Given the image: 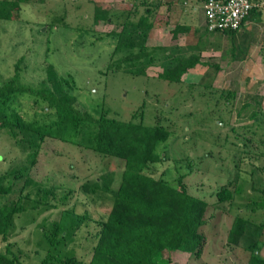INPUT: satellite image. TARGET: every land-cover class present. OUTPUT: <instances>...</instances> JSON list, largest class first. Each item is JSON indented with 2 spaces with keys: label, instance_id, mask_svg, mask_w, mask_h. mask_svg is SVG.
I'll list each match as a JSON object with an SVG mask.
<instances>
[{
  "label": "rangeland",
  "instance_id": "1",
  "mask_svg": "<svg viewBox=\"0 0 264 264\" xmlns=\"http://www.w3.org/2000/svg\"><path fill=\"white\" fill-rule=\"evenodd\" d=\"M10 2L19 19L0 21L2 81L15 74L17 61L23 57L25 83L42 80L44 67L52 64L62 76L74 78L73 93L80 107L95 118L105 111L108 116L123 121L154 125L157 116H162L164 126L173 129L172 137L165 144L169 160L152 166L147 173L175 182L178 174L193 172L184 179V185L190 194L210 203L216 202V192L222 186L237 178L234 162L238 160L239 163L243 158L236 200L221 206L215 204L207 212V224L202 229L207 243L202 257L196 259L183 252H165L163 257L171 259V264H249L250 253L231 248L228 236L238 214L264 222V0H260L261 21L248 22L240 31L236 58L231 52V38L225 37L221 44L218 42L220 50L201 53L202 60L210 63L208 66L191 69L183 76L182 84L174 85L157 79L160 69L149 71L150 79L134 77L124 71H108L115 40L105 34L114 26L105 22L94 25L95 9L109 8L113 24L118 25L125 19V10H130L127 0ZM203 3L205 0L188 3L190 11L183 21L190 25L191 33L177 40L185 46L181 53L188 59L194 58L195 51H199L195 48L197 37L193 33L196 30H200L199 34L205 33ZM202 85H210V88ZM229 92L233 93L230 101L227 100ZM255 98L262 106L257 120L250 118ZM247 103H252L253 108L243 110ZM24 158L5 131H0V175L11 165L22 163ZM123 171L122 161L48 139L32 177L56 188L57 198L51 200L58 208L17 216L11 239L13 250L17 254L22 251L21 259L25 264H40L48 252L44 245H39L41 241L43 244L40 229L44 224L63 219L61 213L65 211L71 216L66 222L76 220L80 224L65 250H75L79 259L89 262L100 231L97 222L109 215L112 200L109 194H103L101 199L94 198L86 194L82 186L117 189ZM23 183V180L18 182L3 203L17 201ZM98 192L101 196L104 193ZM65 194H69V198L63 200ZM80 217L89 220L80 222ZM5 246L0 241L1 250ZM260 255L264 258V244Z\"/></svg>",
  "mask_w": 264,
  "mask_h": 264
},
{
  "label": "trees",
  "instance_id": "2",
  "mask_svg": "<svg viewBox=\"0 0 264 264\" xmlns=\"http://www.w3.org/2000/svg\"><path fill=\"white\" fill-rule=\"evenodd\" d=\"M134 1L125 19L118 25L114 24V28L105 34L115 40L108 71H124L134 77L150 79L149 71L160 69L158 80L170 85L182 84L183 76L201 64L199 56L195 54L194 58L188 59L182 55L180 48L174 53L170 47L149 46L148 41L156 24L152 16L157 10H151L148 0ZM137 1L141 2L137 4ZM25 2L44 3L45 0ZM252 2L254 8L244 20L242 28L248 22H260L262 19L260 0ZM111 13L109 8L96 7L94 25L115 23ZM16 18L19 19V15L14 14L10 0H0V21L9 22ZM241 29L209 32L206 28L204 34H199L200 30H197L193 35L197 37L196 46L201 52L210 49V46L220 50L218 42L230 37L231 52L236 58ZM174 32L190 34L191 27L178 25ZM24 62L23 57L17 61L15 74L10 79H0V131H5L12 145L25 157L22 163L11 165L7 172L0 175V241L6 244L4 250L0 248V264H25L21 259L22 251L17 254L11 242L17 216L29 212H50L58 208V204L51 200L57 198L56 188L32 177L48 139L122 161L124 171L117 189L97 188L88 184L82 186V190L94 198L101 199L104 198L103 194H109L112 200L109 215L97 222L100 231L91 260L85 262L77 257L75 250H65L66 243L75 235L80 224L76 220L66 222L71 216L63 211V219L50 225L44 224L40 229L43 244L41 241L39 245H44L48 250L40 264H171V259L163 257L165 252H183L200 259L207 243L202 232L207 224V212L215 204L221 206L236 200L243 158L239 163L238 160L234 162L237 178L216 192V202L210 203L196 197L184 185V179L193 172L178 174L175 182L147 173L152 166L169 160L165 144L172 137L173 129L164 126L166 123L162 116H157L154 125L123 121L108 116L105 111L95 118L80 107L79 99L73 93L76 83L72 76H62L54 65L48 63L44 67L45 77L37 83L28 84L22 78ZM215 68L220 71L219 66ZM198 86L201 88L200 84ZM202 87L210 88V85ZM231 96L232 92L227 93V100L230 101ZM253 105L255 107L250 118L257 120L262 114L258 98L253 100ZM253 105L247 103L242 109L253 108ZM21 180L24 183L17 201L3 203ZM98 191L104 192L102 196ZM68 195L65 194L63 200L68 199ZM78 220L86 223L89 218L80 217ZM263 244L264 222L259 223L238 214L229 231L228 245L249 252V264H264V258L260 255Z\"/></svg>",
  "mask_w": 264,
  "mask_h": 264
},
{
  "label": "crops",
  "instance_id": "3",
  "mask_svg": "<svg viewBox=\"0 0 264 264\" xmlns=\"http://www.w3.org/2000/svg\"><path fill=\"white\" fill-rule=\"evenodd\" d=\"M121 1V0H120ZM129 2V8H133V5L135 4L134 0H127ZM144 1V0H143ZM141 1H137L136 3L139 4ZM150 4L151 10L155 9L157 10V13H155L152 17L154 18L153 21H156L155 28L152 30L148 45L151 47H160V46H166L167 48L170 47V49H174V53L177 49L180 48V52L185 49L182 45V43L178 42V38L182 35H188V34H175V29L178 25H185L190 26L189 24H184L183 18L185 16L187 17L189 14V8L188 3L191 2V0H148ZM119 4V3H118ZM204 4L203 3V13H204ZM159 7V8H158ZM125 11L128 12L126 9ZM130 11V10H129ZM121 11H119L120 13ZM121 14V13H120ZM166 24L163 23L164 22ZM115 26L114 24H112ZM197 31V30H196ZM214 40H212V43ZM216 46H210V49L202 51L199 49V51H195L197 55L199 56V59L201 60V64L197 66H205L203 64H210L209 62H204L201 58V53L208 52V51H215L217 50ZM195 48L197 46L195 45ZM195 54V53H194ZM196 68V67H195Z\"/></svg>",
  "mask_w": 264,
  "mask_h": 264
},
{
  "label": "built area",
  "instance_id": "4",
  "mask_svg": "<svg viewBox=\"0 0 264 264\" xmlns=\"http://www.w3.org/2000/svg\"><path fill=\"white\" fill-rule=\"evenodd\" d=\"M253 8L252 0H206V28L209 32L237 31Z\"/></svg>",
  "mask_w": 264,
  "mask_h": 264
}]
</instances>
